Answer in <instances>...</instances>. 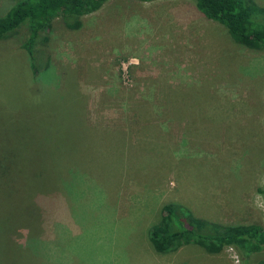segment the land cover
<instances>
[{"label":"rangeland","instance_id":"rangeland-1","mask_svg":"<svg viewBox=\"0 0 264 264\" xmlns=\"http://www.w3.org/2000/svg\"><path fill=\"white\" fill-rule=\"evenodd\" d=\"M160 4L154 17L140 8ZM79 21L41 35L35 78L25 26L0 40V237L31 201L38 222L29 240L20 224L16 243L41 264H152L146 232L165 204L264 228V48L235 45L192 0H108ZM167 254L164 264H240L231 248ZM249 262L264 264V249Z\"/></svg>","mask_w":264,"mask_h":264},{"label":"trees","instance_id":"trees-1","mask_svg":"<svg viewBox=\"0 0 264 264\" xmlns=\"http://www.w3.org/2000/svg\"><path fill=\"white\" fill-rule=\"evenodd\" d=\"M107 1L13 0L11 6L0 15V40L9 38L19 27L25 26L26 39L20 48L25 52L28 69L35 78L40 71L46 69V62L44 63L46 59L43 56L41 60L36 58L37 50L35 51L34 46L41 35L50 30L52 22L60 19L67 29L76 30L80 27L81 17L94 13ZM135 1L152 2L154 0ZM192 2L205 19L223 27L235 45L251 51H260L264 48V8L258 6L253 0H192ZM40 40L46 42L47 38ZM36 63L42 66L36 68L34 66ZM57 112L58 109H54V117L57 115L60 119L58 123L54 120L55 118L48 117L46 125H49V121H53L56 124L55 127L60 125L63 119L59 118L60 114ZM70 113L72 114V110ZM68 126L74 127L75 124L62 125L61 131L65 132L62 128ZM2 169L6 168L0 165V175L10 171H1ZM7 182L10 203L15 200L12 193L15 180L10 177ZM1 187L2 182H0V189ZM256 192L264 195V187L257 188ZM24 213L27 216L26 222H17L13 214L9 228L4 230V234L0 237L1 264H35V262L41 264L36 259L37 256L30 255L33 258L29 260L28 251L19 248L16 243L20 237L18 234L20 224L27 225L24 229L27 232L26 238L29 240L33 236V229L28 225L32 226L38 222L36 217L38 211H34L32 201L29 207H25ZM0 223L4 229V219L0 218ZM146 237L152 250L157 254L174 252L185 245L197 246L211 255L218 254L225 248H231L237 253L240 264H252L249 262L250 255L258 254L264 249V228L257 225H219L193 216L188 209L178 204L161 206L159 218L148 227ZM255 264H261V262Z\"/></svg>","mask_w":264,"mask_h":264},{"label":"crops","instance_id":"crops-1","mask_svg":"<svg viewBox=\"0 0 264 264\" xmlns=\"http://www.w3.org/2000/svg\"><path fill=\"white\" fill-rule=\"evenodd\" d=\"M156 1H158V0H154V1H152V2H156ZM152 2H144V3H152ZM167 6H163V4H160V5H154L153 7H151V8H144V7H140L141 8V11H144L145 13L146 12H149L150 13V16L152 15V13H154L155 14V12H158V11H165L164 9L166 8ZM144 10H143V9ZM171 9V8H170ZM152 17H154L153 15H152ZM151 17V18H152ZM128 59H132V58H128ZM133 60H135V59H133ZM133 69V70H136L137 69V66L135 65V64H127L126 65V67L125 66H121V71L123 72V73H126L125 72V69ZM147 239V238H146ZM147 246V245H146ZM147 249H149L148 247H147ZM205 254H208V253H206V252H204ZM151 255H152V257H153V262H152V264H164V263H168L169 261H170V259L171 258H174L173 256H171V255H169V254H154L153 252H151L150 253ZM168 257L169 259H166L165 257ZM178 260V259H177ZM176 260V261H177ZM175 261V262H176ZM179 261V260H178ZM170 262H173V261H170ZM169 264H172V263H169Z\"/></svg>","mask_w":264,"mask_h":264}]
</instances>
